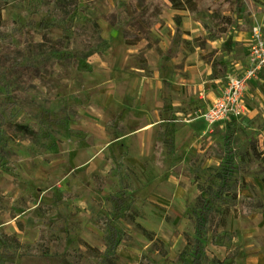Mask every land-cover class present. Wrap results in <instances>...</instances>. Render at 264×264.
<instances>
[{"label":"rangeland","instance_id":"1","mask_svg":"<svg viewBox=\"0 0 264 264\" xmlns=\"http://www.w3.org/2000/svg\"><path fill=\"white\" fill-rule=\"evenodd\" d=\"M196 1L164 7L131 45L129 10L148 0H0V264L264 255V164L252 150L264 121L245 104L224 124L202 117L247 63V45L209 38L204 22L221 8ZM237 1L235 28L264 35V0ZM213 49L215 69L201 58ZM210 76L213 92L200 85ZM242 202L260 206L242 214ZM202 209L211 224L194 252Z\"/></svg>","mask_w":264,"mask_h":264},{"label":"trees","instance_id":"2","mask_svg":"<svg viewBox=\"0 0 264 264\" xmlns=\"http://www.w3.org/2000/svg\"><path fill=\"white\" fill-rule=\"evenodd\" d=\"M135 2V1H133ZM196 0H148V3L140 6L138 3H134L130 11V17L132 23L139 29L138 33L135 35L134 38H128L124 37V41L127 44H135L140 40L143 33L152 26L156 25V23L159 20L160 14L163 11V8L167 5H171L173 8H184L188 7L192 9L197 3ZM6 3V2H5ZM213 5L215 7L214 9L221 8V11L219 12V15L215 19V23H209L204 22V27L206 31H208V36L211 39L219 38L222 34L228 33L230 30L235 29V27L238 25V21L235 18V14L239 12V10L242 8L243 3L238 2L237 0H224L220 1L216 4V0H209L206 3V6L209 7ZM5 4L0 6V11L4 8ZM225 7V8H224ZM224 8V9H223ZM225 11H229V13H225ZM3 28V20L1 19L0 14V29ZM4 29V28H3ZM203 47V43H200ZM218 52L216 49H213L211 51L202 52L201 58L208 62L210 61V65L215 69L217 65V58H213V55ZM233 123H230L228 127L229 134L228 136L233 135ZM252 150L256 157H258L264 164V141H263V147L261 149H258L255 145L252 147ZM201 191H205L206 189L200 188ZM219 190H222L220 187ZM212 192V189L206 190V193L210 195ZM199 196L202 195L199 194ZM257 207L260 205H256ZM256 206L248 203L242 202L240 205V213L242 214H251L255 212ZM237 215V213H235ZM211 215L209 214V211L202 209V212L196 218V230H195V236L196 239L192 242V249L197 251V247L199 246V236H202L205 233V230L207 229L208 225H210ZM223 225H225V221L223 220Z\"/></svg>","mask_w":264,"mask_h":264},{"label":"built area","instance_id":"3","mask_svg":"<svg viewBox=\"0 0 264 264\" xmlns=\"http://www.w3.org/2000/svg\"><path fill=\"white\" fill-rule=\"evenodd\" d=\"M248 47L247 63H242L239 72L228 75L223 95L217 97L202 113L208 123H223L237 117L245 104V88L264 69V35L259 26H254Z\"/></svg>","mask_w":264,"mask_h":264},{"label":"crops","instance_id":"4","mask_svg":"<svg viewBox=\"0 0 264 264\" xmlns=\"http://www.w3.org/2000/svg\"><path fill=\"white\" fill-rule=\"evenodd\" d=\"M226 37L230 38L234 42H242L244 45H247V53L248 54V44L252 39V30H239V29H232L228 33L225 34ZM247 60V59H246ZM243 60H239L237 62V69L239 70L242 66ZM197 66H198V75L203 74L202 71L205 70L204 62L199 58L197 55ZM208 66V65H207ZM211 74V67L207 71V75ZM200 85H211L210 91L213 92L212 86L218 83V79L213 78L210 76L208 80L203 79L200 77ZM216 90V89H215ZM245 107L246 108L244 113L249 114L250 116L254 114L260 113L261 119L264 121V73L260 74L256 79H253L248 86L245 88ZM218 97V96H217ZM217 97H214L211 102H213ZM209 104L203 108L207 109ZM203 109V110H205ZM245 264H264V255L263 253H249L246 255Z\"/></svg>","mask_w":264,"mask_h":264}]
</instances>
